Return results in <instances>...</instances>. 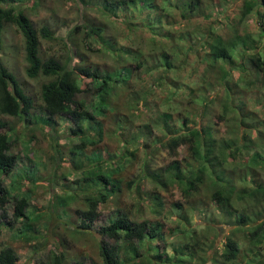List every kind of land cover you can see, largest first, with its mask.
<instances>
[{
  "label": "trees",
  "instance_id": "obj_1",
  "mask_svg": "<svg viewBox=\"0 0 264 264\" xmlns=\"http://www.w3.org/2000/svg\"><path fill=\"white\" fill-rule=\"evenodd\" d=\"M25 1L28 0H0V49L7 25H16L25 38L28 76L50 78L42 84V108L49 116L39 117L37 122L42 127L49 126L57 115L72 120L76 125V128L70 129L72 135H82L81 141L72 146L75 153L83 152L88 145H99L106 136L117 137L120 144L117 151L108 157L97 155L96 166L85 170L84 181L91 189L86 195V208L77 210L81 218L77 230L93 231L92 225L98 219L100 203L106 202L117 190L115 181L125 183L135 192L139 204L146 202L141 184L145 179L152 181L156 190L175 188L187 202L190 201V205L175 201L172 209L162 214L165 204L158 192L151 190V194H147L150 196L148 201L152 202L155 213L165 218L137 221L124 214L101 226L96 233L99 235L103 262L264 264V117L258 110L247 111L246 103L240 101L238 105H231L234 122L227 135H219L218 131L193 123V111L204 106L209 98L212 99L210 95L215 91L208 69L221 73L222 80L228 86L229 70L224 71V66L244 70L245 61L248 60L247 50H250L249 60L264 75V11L259 12L258 38L243 40L242 53L237 49L240 45L237 39L238 26L223 17L224 9L219 11L218 1L78 0L85 7L98 5L109 18L119 19L124 23L129 39L135 35L143 39L144 43L154 45L151 48L140 44L137 47L122 45L104 35L106 25L103 23L84 21L76 25L71 33L83 31L124 65L109 70L105 76L97 66L92 69L89 64H85L86 58L82 54L78 62L74 58L66 62L54 56L44 58L41 55V37L52 39L54 35L46 25L40 30L35 26L33 19L25 12ZM261 3L264 6V0ZM257 5L259 2L256 0L246 2L245 11L252 12ZM174 8H177L176 16L171 18ZM200 18H206L207 26L202 25L199 32L176 34L175 30L183 21ZM218 27L230 28L235 33L226 40ZM176 39L180 42L168 49V42ZM250 41L254 43L248 45ZM258 48L261 51H257ZM237 54L240 56L238 61ZM187 66L188 73L184 74ZM125 73L127 80L123 81L121 74ZM89 83L98 86L94 89L97 95L94 111L78 99L80 92L88 91L85 86ZM110 88L114 89L111 95L108 94ZM122 89H128L130 94L126 97ZM199 91L203 92L200 96L204 94V97L199 98ZM157 92L161 102L156 103V107L150 102V97L157 95ZM118 97H125L126 102L111 118L107 128L99 115L106 114L107 109L114 112V100ZM260 100L264 107V98ZM34 111L32 96L26 92L16 74L0 60V115L32 121ZM142 115L153 119L136 124L137 118ZM8 123L0 117V172L4 173L15 166L19 157L18 153L12 152L13 140L6 131ZM134 125L137 126L133 130ZM27 128L30 130L29 126ZM137 141L146 143L144 151L147 159L160 147L166 148L171 157V161L159 169L150 167L152 165L147 160L139 181L127 179L121 172L122 163L134 153L132 146ZM186 148L190 158H182V149ZM56 150L61 151L59 148ZM137 152L138 149L135 154ZM106 161L108 166L104 168L102 163ZM70 197L73 198L68 195L65 200L68 202ZM9 201V194L0 178V207L4 220L8 219L6 206ZM15 202L14 219L31 222L27 213L28 196L16 198ZM195 211L200 219L212 221L210 231L205 234L192 222L191 214ZM215 211L221 217L214 214ZM220 218L221 223L232 227L225 243L217 245L216 237L222 224L215 223ZM170 221L176 223L174 227H169L174 231L173 235L178 234L183 239L171 243V254L159 236ZM25 227L26 230L21 228L20 231L27 232L32 228L29 224ZM1 231L0 226V235ZM212 231H216V234ZM240 237L258 247V251L244 249ZM108 238L114 242L108 241ZM137 243L147 245V250L140 248ZM249 250L253 254H249ZM55 254L57 263L68 264L60 253ZM0 264H19L18 255L12 247L0 251Z\"/></svg>",
  "mask_w": 264,
  "mask_h": 264
},
{
  "label": "rangeland",
  "instance_id": "obj_2",
  "mask_svg": "<svg viewBox=\"0 0 264 264\" xmlns=\"http://www.w3.org/2000/svg\"><path fill=\"white\" fill-rule=\"evenodd\" d=\"M213 1L219 2V11L224 9L223 17L237 24V39L240 44L237 49L242 52L244 50L243 40H248L249 37L252 40L258 38L260 32L259 12L264 11L261 0H256L259 5L256 6V11L253 10L252 12L245 11V3L250 0ZM23 6L25 12L33 19L39 30L46 25L53 32L54 38L52 39L41 37V55L44 58L54 56L64 62L74 58V61L78 62L82 54V57L86 58L85 64H89L92 69L97 66L105 76L109 70L123 67L124 65L115 60L109 51L101 48L99 42L92 40L93 38H88V35L86 36L83 31L81 33H71L76 25L84 21L105 24L104 35L122 45L137 47L140 44L145 48L154 47L150 43H144L143 39L140 40L135 35L129 39L126 36L124 23L119 19L109 18L98 5L85 7L78 0H28L25 1ZM174 9L171 18L176 16L175 11L177 8ZM202 25L203 27L207 26L206 18L190 22L183 21L175 32L177 35L188 31L199 32ZM218 29L226 40L235 33L230 28L218 27ZM179 42L178 39L174 42H168V49L175 47ZM252 42H248V45H251ZM261 47H263V44H261ZM257 51H261V48H258ZM25 52V38L22 32L14 24L7 25L2 48L0 49V60L16 74L26 92L32 96L35 111L32 115L34 117L32 121H26L16 116L0 115L1 118L9 122L6 131L13 140L12 152L19 154L15 166L8 173L0 172V178L6 187L10 200L6 206L8 219L4 220L1 217L3 209L0 207V226L2 227L0 251L6 247H12L18 255L19 264H59L55 261L56 252L60 253L63 260L65 258L68 264H105L100 255L99 235L96 233L101 226L111 223L116 217L124 214L137 221L147 219L151 221L163 220L165 216L163 218L162 215L155 213L152 202L148 201L150 196H147V194H151V190L158 192L165 204L162 214H166L172 209L175 201H181L185 205H190V201L187 202L186 198L182 197L175 188L156 190L155 184L145 179L141 184L142 195L146 197V202L139 204V197L135 192H132L125 183L122 184L113 180L117 183V190L109 196L106 202L100 203L98 219L92 225L93 231L83 232L77 230V226L81 221L77 210L86 208V195H88V190L91 189L90 185L85 184L84 172L88 168L96 166L98 162L97 155L108 157L109 154H114V151H117V146L120 144L117 142V137L106 136L105 141L99 145H88L83 152L75 153L72 146L81 141L82 135H72L70 129L76 128L72 120L57 115L49 126H40L37 122L39 117L44 116L46 118L49 116L48 112L42 108V84L50 78L42 75L36 78L28 76ZM251 53L250 50H247L248 60L245 57L246 68L244 70L238 67L224 66V71L229 70V90L227 89L228 86L225 85L226 81L221 78V73L212 72L211 69H208V75L213 82L212 88L215 91L214 94L210 95L212 99L209 98L204 106L201 105L198 110L193 111V123L196 126L208 127L215 132L218 131L219 135H227L231 124L234 122L230 109L231 105H238L240 101L246 103L245 109L247 111L258 110L259 114L264 117V107L261 106L260 100L264 98V75L249 60V54ZM236 59L237 61L240 59L239 54H237ZM192 61L193 59H191ZM188 68L189 66L185 68L184 74L188 73ZM218 69H215V71ZM121 75L123 81H126V73ZM132 79H134V76ZM96 87L98 86L89 83L85 86L88 91L78 94V99L85 102L91 111H94V105L97 101L94 90ZM113 93L114 89L110 88L108 94ZM201 93L203 92L199 91V96ZM123 94L127 97L130 91L128 89L124 90ZM228 94L231 96L230 98H228ZM159 96L160 94L157 92V95L150 97V102L154 105L160 103ZM201 97H204V94L199 98ZM114 102L116 106L114 112L107 109L106 114L99 115V119L105 122L107 128L110 125L111 118L117 114L118 109L126 102V98L118 97ZM152 119L153 117L142 115L137 118L136 124L149 122ZM28 126L30 130L27 128ZM136 126H133V130ZM132 147L134 153L121 165V172L127 179L139 181L144 172L143 165L147 160L153 169L163 168L171 161L166 148H158L147 159L144 151L146 150V143L137 141ZM57 148L61 151L57 152ZM136 149H138L137 154H135ZM189 156L188 149H182V158H190ZM102 164L104 168H107V161ZM109 187L111 186L109 185ZM68 195L73 196V198L70 197L67 202L65 197ZM21 196H28L27 213L31 217V222L17 220L13 217L15 200ZM198 201H200V198ZM214 214L221 217L217 211ZM191 217L192 222H195V226L201 229L202 233L205 234L210 231L209 225L212 221L200 219L196 215V211L191 214ZM221 222L222 218L215 223L216 225L222 224L219 225V234L216 237L217 245L225 243L232 227L230 224ZM28 224L32 228L27 232H21L20 229L26 230L25 226ZM175 225L174 221H170L168 227L166 226L165 230L159 235L170 254L172 253L171 243L183 240L180 235H173L174 231L170 230L169 227ZM212 232L216 234V231ZM108 241L114 242L110 238H108ZM240 241L244 249L253 248L254 251H258V247L250 245L246 238L240 237ZM137 245L147 250V245L143 246L139 243ZM123 247L125 248V246ZM262 248L264 255V247ZM248 253L253 254L250 250ZM144 262L147 261H140L137 264H145Z\"/></svg>",
  "mask_w": 264,
  "mask_h": 264
}]
</instances>
